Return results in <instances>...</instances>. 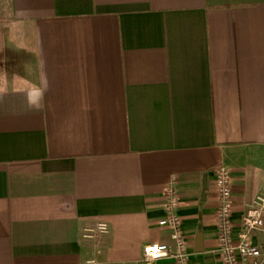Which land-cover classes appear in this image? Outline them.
I'll return each instance as SVG.
<instances>
[{
  "label": "crops",
  "instance_id": "0c3cea01",
  "mask_svg": "<svg viewBox=\"0 0 264 264\" xmlns=\"http://www.w3.org/2000/svg\"><path fill=\"white\" fill-rule=\"evenodd\" d=\"M220 166L237 234L264 181V0H0V264H147L169 188L190 264H221Z\"/></svg>",
  "mask_w": 264,
  "mask_h": 264
},
{
  "label": "built area",
  "instance_id": "2783aa9c",
  "mask_svg": "<svg viewBox=\"0 0 264 264\" xmlns=\"http://www.w3.org/2000/svg\"><path fill=\"white\" fill-rule=\"evenodd\" d=\"M215 185L217 190L218 209L216 212L217 238L219 243L221 264H264V245H255L254 237L264 232V181L249 208L244 213L235 234L231 219L232 191L228 169L218 167ZM166 199L156 205L165 212L160 226L171 230V244H159L143 249V262L149 264L159 260L173 258L176 264H190L186 255V243L183 237L180 218L176 213L178 203L174 191H165ZM105 222H96L81 230L80 238L87 242H95L101 235L108 233Z\"/></svg>",
  "mask_w": 264,
  "mask_h": 264
},
{
  "label": "water",
  "instance_id": "95a60500",
  "mask_svg": "<svg viewBox=\"0 0 264 264\" xmlns=\"http://www.w3.org/2000/svg\"><path fill=\"white\" fill-rule=\"evenodd\" d=\"M201 247V238L200 236L198 235L197 236V239H196V248L199 249Z\"/></svg>",
  "mask_w": 264,
  "mask_h": 264
}]
</instances>
